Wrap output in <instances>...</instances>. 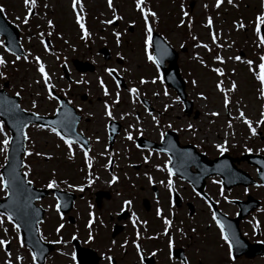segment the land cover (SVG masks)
Masks as SVG:
<instances>
[{
  "label": "flooded vegetation",
  "instance_id": "flooded-vegetation-1",
  "mask_svg": "<svg viewBox=\"0 0 264 264\" xmlns=\"http://www.w3.org/2000/svg\"><path fill=\"white\" fill-rule=\"evenodd\" d=\"M214 8L216 10L209 16H231L237 26L243 24V29H246L248 24L257 35V24L262 23L258 17L264 15V0H232V3L222 0L221 5ZM237 40L233 42L239 49ZM126 43L129 44L128 41ZM262 49L259 41H251L244 53L246 58L253 60V50L260 59ZM70 53L72 59V50ZM59 69L58 66L55 71ZM65 76L59 77L61 80L57 79L51 88L40 84L39 88L46 91V98L52 103L51 111L48 110L51 106L43 107L44 93L39 96L40 104L34 99L35 108L22 97L28 110L55 114L57 121L67 117L71 127L77 122V132L87 137L91 146L87 152L79 143H73L71 155L60 158L75 171L74 177L68 174L61 177L58 173L50 176L51 180L56 181V187L68 190L70 195L75 196L74 199L64 205L59 197L49 194L37 201L45 211L39 224L40 235L45 241L53 243L56 250L67 247L70 264H80V257L83 264H264L262 184L226 187L213 169L203 164V156L189 154L173 158L167 151L157 150L156 143H160L166 131L172 127L160 119L162 111L155 107L152 97L145 94L148 93L145 84L138 82L144 79L142 75L136 82L141 90L134 94L132 103L135 107L120 110L119 115V109L111 110L112 116L117 114L120 120L97 114L93 106L103 95L91 93L93 89L88 83L78 92L76 83ZM82 84L84 81H81ZM133 85L131 83L130 87ZM49 91L57 96L52 95L54 98L50 99ZM142 97L147 98L154 109L146 108ZM62 98L75 111L68 108L66 114L59 117L57 114ZM105 102L109 104L107 100ZM152 116H156L159 123L153 121ZM111 120L120 123V126H115L120 130L110 144ZM57 127L63 129L59 125ZM129 133L133 136L131 140L127 138ZM56 137L59 148L66 145L60 137ZM181 143L194 145L198 153H205L209 158L221 154L220 151L212 154L195 142L181 140ZM127 165L131 171L126 170ZM167 168L173 170L171 190L167 187ZM113 175L118 179L110 183ZM38 179L37 186L47 187L44 173L39 174ZM250 197L258 201V206L236 221L240 201H249ZM125 200H130L131 205L125 206ZM57 205L59 211L56 210ZM158 208L161 210L160 216H157ZM218 211L233 220L222 222ZM133 213L136 216L135 224ZM213 213L216 220L224 224L229 235L242 243L249 242L239 256L232 252L235 261L229 258L227 242L213 219ZM34 215L38 218L40 210L34 209ZM165 218L171 221L167 232ZM90 219L93 220L92 225L88 224ZM60 225L63 227L57 232ZM89 233L93 236L92 240H88ZM169 239L172 240L171 247ZM57 240L61 243H55ZM133 241L141 251H137ZM108 257L112 258L111 261Z\"/></svg>",
  "mask_w": 264,
  "mask_h": 264
},
{
  "label": "rangeland",
  "instance_id": "rangeland-1",
  "mask_svg": "<svg viewBox=\"0 0 264 264\" xmlns=\"http://www.w3.org/2000/svg\"><path fill=\"white\" fill-rule=\"evenodd\" d=\"M181 2L187 5L186 7L183 6V9L181 8ZM190 2V0H142L141 6L146 11H154L157 14L156 18L149 16L151 17L149 18L150 26L153 30L165 36L180 51L179 63L182 66V73L183 75L188 74L190 83V85L188 84V93L193 104L192 114L188 116L184 112V105L182 101L176 100L178 96L174 91H172V94L167 93V95L161 92L155 98L154 103L157 108L162 110L165 105H168V107L165 110L166 117L163 115L160 118L168 123L172 122L173 127L181 131L180 133L185 141H196L209 148L212 154L216 153L215 145L224 144L225 141H227L226 149L236 150L238 156L241 155L240 152H244L246 149H251L252 152L264 153V120H261V114L264 113V98L260 96L259 87L261 88V85L256 82L254 72L252 74L249 66L244 67L242 63H238L239 61L234 59L238 56V52L233 40L238 39V46L246 49L252 40L258 42L257 37L248 24L246 29L239 28L236 30L235 27L238 26L235 24L236 22L233 23L231 16H209L216 10L214 8L216 6L215 0H192L194 2L192 10L189 7ZM112 4L116 9V15L120 17L116 26L113 23L112 25L104 23V21L113 17V11L109 8V0H78L75 7L73 6V0H36V6L30 15L27 13L24 0H0V6L5 9L6 16L12 22L18 23L19 26L21 23L24 25L21 26L23 29L21 41L28 54L27 60L21 59L16 63L17 61L10 57L9 52L5 49L4 41L0 38V41H3L0 44V57H3L6 61L4 65H0V72L3 71V67L5 68V75L2 76L4 79L0 86L3 85L4 80H7L10 82L9 91L11 93H22L23 98L29 100L31 105L34 99H37L39 101L37 103L40 104L39 96L42 93L45 95V91L39 88L42 79H40L34 59L39 56H43V59L39 58L44 61L42 63L45 65L51 81L61 80L59 77H62V70L55 72V68L58 67L55 56L45 55L46 50L43 47L45 36L49 35L50 32L53 33V27L49 30L48 19L50 18H53V22L60 26L58 30L61 29L60 31L63 32L62 38L57 36V38L59 37L57 39L58 46H63V50H67V47L74 45L71 47L76 49L75 52L72 51L74 58L90 61L96 66L95 72L88 73L87 78L90 82L87 83L93 84L91 93L103 95L102 99L96 101V105L93 106V110L97 114L104 115L106 111L103 103L106 95L102 94L98 84L100 79H109L107 78L106 66H118L123 72L126 71L125 76L129 82H131V79L136 81L140 75L156 77L158 75L156 67L145 61L143 56L141 40H143L144 34L147 35V33L144 21L139 17L142 16V13L136 8L135 0H112ZM79 5H83V11L80 10ZM184 11L188 13L187 17L181 15ZM26 15L33 16L32 19L31 17L28 19V21L31 20V24L23 23ZM77 15L82 17L81 22L87 27L84 31L87 30L90 33L87 38L82 36L83 30L75 19ZM209 17L212 20L211 26L207 25ZM172 20L173 25L171 24ZM181 20H184L183 25L180 24ZM116 32L124 35L122 37L124 43L120 47L116 42ZM220 34H222L221 43ZM213 35L216 36L215 42L212 40ZM193 36L197 39L193 40ZM126 41L129 42L128 45H126ZM200 43L202 45L207 44L210 51L202 47ZM102 45L111 48L113 57L110 61L105 60L102 55L98 54L97 49ZM182 45H185L186 52H182L179 48ZM216 55L223 58V63L214 59ZM239 56L241 57L240 61H242L243 57L241 54ZM118 57H123V63L117 62ZM200 59L204 61V64L200 63ZM11 63L16 64L15 69H13ZM215 68H221L223 75H218L213 70ZM75 72V77L78 78L80 74L77 71ZM258 74L259 72L256 70L255 75L258 76ZM192 81H196V83L193 84ZM218 82H222L225 92L221 93L217 89ZM233 82L236 85L235 90L232 89ZM85 86L84 83L76 89L81 92V88ZM111 86L112 90H107L108 94L112 93L111 101L114 95L115 97H117V94L118 96L121 95L119 92H122L123 95L120 98L123 97L124 99L121 104L112 101L111 105L109 102L108 108L111 110L119 109V115L120 110L124 111V109L135 107L132 102L129 103L130 99L128 101V95L132 92L129 90L123 91L116 86L118 92L114 93L115 88L113 85ZM145 86L148 89V95L150 97L154 96V84L150 87L148 83H145ZM200 93H203L205 98H201ZM225 95L228 96V104L224 103ZM42 104L43 107L51 106V109L53 107L46 96ZM195 112L198 114L196 117L194 116ZM240 112L244 113L243 118L240 117ZM213 113L217 115H213ZM245 118L252 121L253 127L257 128L255 136L251 134L244 123ZM257 121L261 122L257 124ZM188 124H192L193 128L188 129ZM39 131L34 129L30 130L29 133L28 150L31 155L28 156L27 161L32 177L34 175L37 179V174L42 172H44L47 180L54 173L60 174L61 177L65 174L74 177L75 171L70 168L69 163L60 159L62 156L69 157L72 152L57 148L56 139L53 135L49 132ZM5 133L9 135L7 132ZM2 139L3 134H0V140ZM36 153L41 155H36ZM4 155H6V152L0 151V170L4 162ZM243 167L251 172L255 171L249 165H243ZM126 170L131 171L128 165ZM5 196V189L0 186V198ZM5 228L7 232L4 231ZM18 234L15 230L12 232L11 225L5 219L4 224L0 226V239L10 241L9 251L11 252L13 264H21V262L15 261L17 255L24 258L22 264H33L26 248L20 246ZM7 259L5 246L0 247V264H5ZM70 261L68 248L64 247L61 253L58 252L50 257L48 264H68ZM240 264L248 263L240 262Z\"/></svg>",
  "mask_w": 264,
  "mask_h": 264
},
{
  "label": "snow or ice",
  "instance_id": "snow-or-ice-1",
  "mask_svg": "<svg viewBox=\"0 0 264 264\" xmlns=\"http://www.w3.org/2000/svg\"><path fill=\"white\" fill-rule=\"evenodd\" d=\"M221 2L222 0H216V7H219L221 5ZM228 3H232V0H228ZM78 4V0H73V6L75 7L76 5ZM24 5L26 6L27 8V13L30 15L33 11V8H35L36 6V0H24ZM142 5V0H135V6L136 8L142 13V18L144 19V22H145V28H146V33H147V37L146 39L144 40V44H145V51L147 52L148 51V47L151 45V37H152V34H153V28L150 26L149 24V16H151L152 18H156V13L154 11H150V10H147L141 6ZM80 7V10L83 11V5H79ZM109 8L112 9L113 11V17L112 19L110 20H107V21H104V23L106 24H112L114 20H118L120 19V17H118L116 15V9L113 7V4H112V0H109ZM181 8L183 9V5H181ZM5 11V9L3 8V6H0V13H3ZM183 15L184 16H188V13L186 11L183 12ZM19 19V18H18ZM76 20H77V23L79 25V27L84 30L85 29V25L84 23H82V17L77 15L76 16ZM258 20L261 21L262 23H264V15H261L260 17H258ZM23 23L27 24L28 23V15H26L23 19ZM180 24L183 25L184 24V20H181L180 21ZM48 25L51 26L52 25V21L49 20L48 21ZM189 25H190V21H189ZM207 25L208 26H211L212 25V20L211 18L209 17L207 19ZM238 27L240 28H243L244 25L243 24H239ZM257 31V34H259V32L261 31V29L258 27L256 29ZM90 35V33L88 31H84V37H88ZM120 33L119 32H116L115 33V36L117 38L120 37ZM193 40H196L197 38L195 36L192 37ZM212 40L213 42L216 41V36L213 35L212 36ZM3 41H0V44H2ZM117 43H119V39H117ZM260 44L262 47H264V37L261 38L260 40ZM202 47H204L205 49H209L208 45L207 44H203L201 45ZM157 51L159 53V56L157 55H153L151 52H148V55H147V59L149 61H151L152 63L154 64H157L159 65L160 64V57H163V56H166L167 55V49L166 48H160L158 47L157 48ZM119 55V54H118ZM16 60H19L21 59V57L19 55H17L16 57ZM197 58L199 59V57L197 56ZM25 60L28 59L27 56L24 57ZM35 62L37 64V71L43 76L44 78V83L49 87H53L52 85L49 84V81H50V76L49 74L45 71V65L40 61V58L39 57H35ZM214 59L216 61H219L221 63H223V58L220 56V55H216L214 57ZM235 60L239 61L241 59L240 56H236L234 57ZM260 61L261 63L259 64V69H260V72L257 76V79L259 80L260 84H261V88H260V96L262 98H264V55H261L260 56ZM6 63V61L4 60L3 57H0V65H4ZM200 63L201 64H204V61L202 59H200ZM247 63L251 66L253 64V61L251 60H248ZM218 75H223V70L221 68H215L213 69ZM106 71L109 73V75L112 74L113 71H115L114 69H106ZM5 74L3 72H0V77L4 76ZM154 82V81H153ZM77 83H80V81H77ZM84 83H87V81H84ZM140 83L141 84H144V83H147V81H145L143 78H141L140 80ZM193 84L196 83V81H192ZM100 84H101V87L103 88L104 90V94L107 96L108 95V91L107 89L104 87L103 85V81L101 80L100 81ZM217 89L223 93L225 92V89L224 87L222 86V82H218L217 85H216ZM236 88V85L235 83L233 82L232 84V89L235 90ZM130 92L132 93H137V89L136 88H131L129 90ZM17 96L20 95L19 92L16 93ZM48 95H49V98L50 99H53L54 97L52 96V93L51 91L48 92ZM155 95V93H154ZM165 95H167V92H165ZM201 96V98H205L203 96V93H200L199 94ZM118 99H119V96L117 94V102H118ZM179 97H176V100L179 101ZM224 103L225 104H228L229 103V99H228V96L225 95L224 97ZM36 106V101L33 100L32 101V107L35 108ZM168 105H165V108H167ZM13 108L15 109H18L19 108V105H11V107L9 108H6L5 111H11ZM105 108L107 109L108 108V105L105 104ZM33 115H36L35 113ZM105 115L106 116H109L111 117L112 113L111 111H106L105 112ZM213 115H217L216 113H213ZM240 117H244V113L243 112H240ZM152 119L153 121H155L156 123H159V121L157 120L156 116H152ZM261 120H264V113L261 114ZM261 121H257L256 123L259 124ZM53 125H59L61 126L62 128L64 129H67V130H70L71 129V121L67 119V117H65L64 119H61V120H58V121H52L51 122ZM244 123L247 125V127L249 128L251 134L253 136H255L257 134V128L256 127H253V123L252 121L248 120V119H244ZM28 125L25 124L23 121H18L17 122V130L19 131L20 128H26ZM231 126V125H229ZM40 127H45V125H40ZM169 127H171V125H169ZM188 129H192L193 128V125L192 124H188L187 125ZM51 131L58 137H60L63 142L69 146V151L71 153V146L73 144V141L71 138H65L61 135V133L57 130V127L53 126L51 128ZM0 134H3V139L0 140V145H2V147H0V151H3V152H6L7 149H8V146H9V143L10 141L13 139V137L7 135L4 131V128L2 126H0ZM25 139H28L27 135L24 136ZM127 138L129 140L133 139V136L131 133L128 134ZM227 144V141L224 142V144H216L215 147L217 149H219L220 152H225L227 149H226V145ZM246 151H251V149H246ZM25 155H31V153L25 151ZM36 155H41L40 153H36ZM85 157L87 159V153H85ZM7 159V157H6ZM167 172H168V175H169V180L167 182V187L169 190L172 189L173 187V182H172V179H171V176L173 175V170L171 168H167ZM25 176L28 175L27 172L24 173ZM16 179V176L13 174V175H10L8 179H6L3 175H0V186H3V188L5 189V194L7 195V190L12 186L13 184V181ZM118 178L113 175L112 176V180L110 181L113 182V181H116ZM149 179L151 180V177H149ZM29 183H31V181H28ZM89 184L92 183L91 180L88 181ZM218 183V182H217ZM56 186V181L55 180H50L47 184V187L48 188H54ZM131 201L130 200H125L123 201V204L125 206H130L131 205ZM57 211H59V205H57V208H56ZM123 210V209H121ZM16 215V213L14 211H12L11 209H7L5 212H0V226H2L4 224V220L5 218L8 220V221H12L14 219V216ZM161 215V210L158 208L157 209V216H160ZM133 216V223L135 224L136 222V216H135V213L132 214ZM213 219L216 220V216H215V213H213ZM93 223V220H89L88 221V224L89 225H92ZM164 223L166 225L165 227V232L168 231V226L171 225V221L168 220V219H164ZM216 223L217 225H219L220 227V231H221V235L224 239V241L227 242V245H228V253H229V258L233 261H235L236 257L232 255V252H233V248L234 247H241L242 246V241L239 240L238 238H236L235 236H231L227 233L226 229H225V226L224 224H222L219 220H216ZM13 227L16 228L17 230V233H19V229L21 227L20 224H14ZM63 225H60L57 227L56 231L59 232L60 231V228H62ZM5 232H7V229L5 228L4 229ZM37 231H39V229H37ZM178 231H180L178 229ZM137 236H139V233H137ZM75 238V237H74ZM40 239H44L43 236L40 237ZM93 239V236L91 233H89V236H88V240H92ZM10 243V241L6 240V239H0V247H4L6 245H8ZM39 242L37 241V244ZM55 243L59 244L61 243L60 240H57L55 241ZM125 243H127V241H125ZM134 244H136V241H133ZM169 247H171L172 245V240L169 239ZM20 246L23 247V241L21 240L20 241ZM136 248H137V251H141L140 249V246L138 244H136ZM5 251H6V255L8 256V259L6 260L5 264H13V260L11 258V252L7 250V248H5ZM38 252L36 251H31V259H32V262L33 264H35L36 262V259H37V256H38ZM23 257L20 256V255H17L15 257V261L17 262H21L22 264V261H23ZM73 259H75V253H73ZM111 257H108V260L111 261Z\"/></svg>",
  "mask_w": 264,
  "mask_h": 264
},
{
  "label": "water",
  "instance_id": "water-1",
  "mask_svg": "<svg viewBox=\"0 0 264 264\" xmlns=\"http://www.w3.org/2000/svg\"><path fill=\"white\" fill-rule=\"evenodd\" d=\"M3 16L4 14L0 13V20L4 19ZM14 44L18 45V48L17 49L13 48V51L16 52L17 54L23 53V50L20 48L18 39L14 41ZM168 48L170 49V53L172 55L171 61H172V71H173L171 72V69H169L168 73L175 74L173 76L175 77V81H173L172 84L178 90L180 97L185 101L187 105H189V102L186 101L184 81L179 76L177 70L178 69L176 63L177 54L175 51H172L170 47ZM6 108L7 107H6L5 98L2 94H0V117L4 119L5 124L9 126V128L11 129L12 137H13V139L11 140V148L8 153V161L5 167L2 169V173L6 179H8L9 176L13 174L16 176V179L13 181L12 186L8 189L9 196L7 200L2 202V208L6 211L11 207L15 211L19 212V216L21 217L23 212L20 211V209L22 208V199L25 191L24 187L27 183L25 175L21 171L23 166V160L21 154L25 151L26 139L24 138V136L26 135V133H25V128H20L19 131L17 130V122L23 121L25 124L28 125L30 122L38 121L40 118L36 115H33L32 113H26V114L19 113V115H17L16 118H14L15 115L14 111L11 112L5 111ZM188 109H190V107H188ZM0 208H1V204H0ZM80 262L81 264H83L82 257H80Z\"/></svg>",
  "mask_w": 264,
  "mask_h": 264
}]
</instances>
